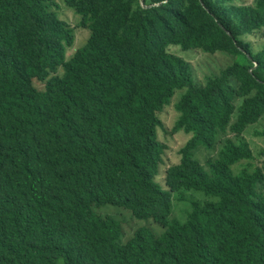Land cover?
<instances>
[{"label":"trees","instance_id":"obj_1","mask_svg":"<svg viewBox=\"0 0 264 264\" xmlns=\"http://www.w3.org/2000/svg\"><path fill=\"white\" fill-rule=\"evenodd\" d=\"M163 1L64 0L90 33L68 55L56 0H0V264H264V166L233 169L264 117V48L246 41L264 0ZM173 47L231 62L202 79ZM176 94L173 132L190 138L161 183L159 114ZM174 199L190 203L184 220ZM104 206L162 230L122 241Z\"/></svg>","mask_w":264,"mask_h":264},{"label":"rangeland","instance_id":"obj_2","mask_svg":"<svg viewBox=\"0 0 264 264\" xmlns=\"http://www.w3.org/2000/svg\"><path fill=\"white\" fill-rule=\"evenodd\" d=\"M168 0H164L161 3L154 4L161 5L167 3ZM255 0H229L227 3L228 5H250L253 4ZM57 8L56 13L58 18L69 25L74 32V42L71 48L67 50V54L70 55L74 53L77 49L84 46L89 38V30L82 28L80 26V17L75 14V12L69 8L64 0H56ZM143 3V1H142ZM152 7V6H151ZM247 42H251L252 48L254 50H261L264 48V28L260 31V34H256L255 36L250 37ZM171 51L175 54L181 55L183 58L188 60L195 69V73L200 78H204V75H210L212 72L222 71L226 66L229 65L231 62V58L229 55L216 53L214 55L204 54L202 52H188L183 53L177 48H171ZM34 84L40 90L43 89V85L38 82L34 81ZM178 99V94L175 95L174 100L169 106H166L164 110L159 114V117L162 121V128L159 129V140L167 146L165 150V154L163 156V164L161 166V171L157 175V179L159 182L163 183L164 175L166 169L173 165L178 164L181 159L180 149L186 144V142L190 138V134H187L183 131L173 132L177 120H178V113L175 109V102ZM236 105H239V102L236 101ZM236 121V115H234L232 119V123ZM264 129V117L260 119L256 124L248 125L243 132V137L249 143V147L252 151V158L244 159L237 162L233 169L234 171H240L243 169L253 171L258 166H264V137H262L259 133ZM241 136L238 134L233 133L232 131L228 130V134L225 135V138H231L234 141L239 139ZM223 139V137H222ZM237 141V140H236ZM220 145H217L214 150H205L200 149L196 154V159L200 161L201 164H205L209 158L216 157L219 151ZM187 198L198 199V200H205L202 194L196 192L192 193L188 191L185 193ZM190 210V203L188 200H177L174 199L173 201V214L174 216L178 217L181 220H184L187 217V214ZM96 211L101 215H112L118 218L122 222L123 226V234H122V241H126L130 236H132L134 230L142 225V224H149L153 227L158 233L162 230L160 226L155 224L153 221H144L135 218L131 212L127 209L116 207V206H104V207H96Z\"/></svg>","mask_w":264,"mask_h":264}]
</instances>
